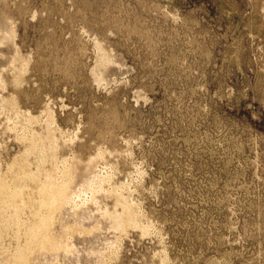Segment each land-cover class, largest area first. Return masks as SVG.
I'll list each match as a JSON object with an SVG mask.
<instances>
[{"label":"rangeland","instance_id":"374dc122","mask_svg":"<svg viewBox=\"0 0 264 264\" xmlns=\"http://www.w3.org/2000/svg\"><path fill=\"white\" fill-rule=\"evenodd\" d=\"M48 178L7 264H264V0H0V186Z\"/></svg>","mask_w":264,"mask_h":264},{"label":"bare ground","instance_id":"6f19581e","mask_svg":"<svg viewBox=\"0 0 264 264\" xmlns=\"http://www.w3.org/2000/svg\"><path fill=\"white\" fill-rule=\"evenodd\" d=\"M55 147L54 143L50 144L47 157L53 153ZM96 159V157H89L88 161L94 165ZM42 186L34 194V191H31L32 194H30L19 190L15 196L10 195L8 187L0 186V264L9 262L8 255L11 250H22L27 239L34 236L38 225L46 219L47 215L51 214L56 205L68 197V194H65V187H58L57 192L53 193L49 178ZM35 200L37 204L31 205V202ZM121 208L129 209L125 200L121 204ZM128 218V223L135 220L134 216ZM45 238L44 236L41 240L43 241ZM14 241L15 244H13Z\"/></svg>","mask_w":264,"mask_h":264}]
</instances>
